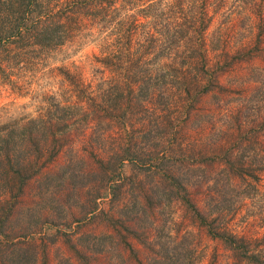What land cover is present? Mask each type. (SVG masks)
Returning <instances> with one entry per match:
<instances>
[{"label":"rangeland","instance_id":"rangeland-1","mask_svg":"<svg viewBox=\"0 0 264 264\" xmlns=\"http://www.w3.org/2000/svg\"><path fill=\"white\" fill-rule=\"evenodd\" d=\"M209 1L221 6L210 10L209 57L230 62L189 115L179 114L173 144L183 158L175 172H185L187 194L200 214L207 220L219 214L264 258V0ZM98 42L88 38L26 76L21 87L0 78V124L35 115L42 95L66 86L55 65L95 84ZM79 118L57 134L72 146L21 191L14 193L15 184L0 189V264H154L165 260V242L180 250L174 264H252L213 237L198 213L166 191L164 180L154 186L156 175L133 161L124 160L118 170L111 165L121 183L111 199L112 182L100 176L108 165L97 159L106 156V141L97 145ZM112 135L114 142L125 133L115 129Z\"/></svg>","mask_w":264,"mask_h":264},{"label":"trees","instance_id":"trees-1","mask_svg":"<svg viewBox=\"0 0 264 264\" xmlns=\"http://www.w3.org/2000/svg\"><path fill=\"white\" fill-rule=\"evenodd\" d=\"M219 5L209 0H0L4 83L21 87L26 76L72 53L88 38L99 41L100 54L94 60L101 72L92 85L62 65L53 66L66 86L42 95L35 115L0 124V189L14 190L15 184L14 193L21 191L31 175L65 145L72 146L57 134L82 115L88 137L97 145L106 141L107 154L97 159L109 167L102 168L100 176L112 182L111 199L121 189L111 165L118 170L124 160L133 161L156 175L154 186L164 180L166 191L198 213L213 237L252 264H264L261 254L251 250L219 214L210 220L200 214L187 194L185 172H175L183 158L173 144L179 114L189 115L230 62L212 61L208 54L210 10ZM115 129L125 136L109 141ZM144 243L153 248L148 239ZM167 245H162L165 260L154 264L177 263L180 250Z\"/></svg>","mask_w":264,"mask_h":264}]
</instances>
